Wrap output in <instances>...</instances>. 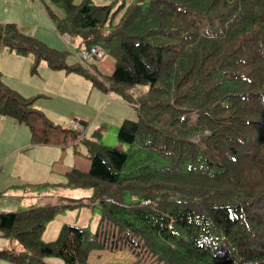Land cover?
Instances as JSON below:
<instances>
[{"label":"trees","instance_id":"1","mask_svg":"<svg viewBox=\"0 0 264 264\" xmlns=\"http://www.w3.org/2000/svg\"><path fill=\"white\" fill-rule=\"evenodd\" d=\"M49 1L42 6L57 35L102 52L90 62L110 55L111 75L14 23L0 24V52L30 57L32 75L45 62L116 94L117 103L107 98L122 111L118 144L100 142L104 127L88 137L51 124L34 107L39 96L8 89L0 72V115L26 125L32 146L82 145L90 167L67 171L66 183L92 188L100 212L95 234L64 225L49 243L47 224L83 199L2 212L1 236L23 250L0 249V259L87 264L93 252L127 249L152 264H264V0Z\"/></svg>","mask_w":264,"mask_h":264},{"label":"rangeland","instance_id":"2","mask_svg":"<svg viewBox=\"0 0 264 264\" xmlns=\"http://www.w3.org/2000/svg\"><path fill=\"white\" fill-rule=\"evenodd\" d=\"M82 0H75V3H80ZM132 0H127L126 4H129ZM37 4L38 9L40 12H42V15L44 16V20H42L40 14H37L34 11V8L32 4ZM33 3L31 2H23V0H0V11H2L4 8L15 10L17 14L22 19V24L24 27H27V29L23 32L26 33L32 37H36L34 34V28L35 27H41L39 33V37H36L38 40L43 42L44 44H49L56 46L55 38L61 43L62 50L65 51L68 50L67 46L71 48V55L69 57V61L75 62L74 54L77 52L84 51L81 48H78V38H70V37H61L55 33L54 26L49 19V17L46 15V12L42 6V3L50 4L49 0H33ZM51 9L55 12V14L58 17H64V11L58 7L50 6ZM123 13H119L115 16L113 20V25H115L120 18L122 17ZM4 16L0 13V23H16V22H5ZM7 21H20V19L15 18L12 15H8ZM10 19V20H9ZM17 24V23H16ZM18 25V24H17ZM16 25V26H17ZM48 26V34H45L46 27ZM18 27V26H17ZM20 28V27H19ZM21 29V28H20ZM108 29V28H106ZM22 30V29H21ZM54 38V41L53 39ZM80 44V43H79ZM51 47V46H50ZM55 49V48H54ZM2 52V51H1ZM0 52V54H1ZM69 55V54H68ZM13 58V56H12ZM27 58V57H26ZM7 59V57H2V61ZM29 59V58H28ZM6 66L8 67V72L11 68H13L12 62L6 60L5 61ZM88 65H93V67L98 69L102 75H109L112 73L114 69V59L108 55L105 54L101 58H93L91 62H89ZM58 72H55L53 77L50 78L48 81L40 75L37 74L31 75L34 80H36L38 85L39 92H34L36 96H39V98L36 99L35 103H37V106L40 105L43 107L46 111L43 110H37L39 111L47 120L50 121L51 124L58 125V126H65L66 128L73 127L77 132L81 131L82 135L91 136V134L98 128L101 127L102 124H97L99 122L107 123L103 125L104 130L101 133L100 142L106 146H115L118 144L117 141V130L118 127L116 126L114 120L115 116L118 117V113L122 112L120 109L117 110L116 106L113 105L111 108L103 112V115H107V121H99L97 120L96 123H94V120L91 118L94 117V114L88 117L90 120H87L84 116H88L86 112H80V107H85L88 103L89 99V91L86 89V84L89 86V88L92 86L91 81L80 74L75 73H66L64 71L55 70ZM21 73H19L17 76H20ZM71 77L73 78V81H66L65 77ZM15 77V76H14ZM3 83L7 86L8 89L14 90L19 95L23 94V89L19 88V83L14 84V81L10 80L9 77L5 74H3ZM31 85L34 87L35 84L31 83ZM147 92V88H137L132 89L130 91V95L135 97L138 95H143ZM108 96L113 98V100L118 99L117 95L114 93H107ZM107 94L104 93L105 99H107ZM22 97H25L21 95ZM36 96H33L35 98ZM78 97V104L74 107H64V101L66 98H73ZM28 98V97H25ZM32 98V97H30ZM44 100V101H43ZM37 106L34 105V107L37 109ZM131 112L133 113L132 119H136L137 115L134 113L133 107L131 108ZM80 115H83L84 119L88 121L89 126L87 127L86 131H82V127L80 126L79 120L77 123L71 124V120L74 119V117H79ZM0 115V125L6 124L8 122L9 117H5ZM97 117V115H96ZM76 119V118H75ZM80 119V118H79ZM125 119V118H124ZM24 125V124H23ZM25 128H28L26 125H24ZM81 134V133H80ZM31 142V139H30ZM31 145V143H30ZM29 146V144H28ZM48 147V146H46ZM68 147V146H67ZM72 147L73 146H69ZM74 148V152H66L63 150L60 152V154H57V163L55 166L60 168L62 164H66V161H73L74 167L71 169H77L81 171H87L90 167L91 161L88 158V153L86 152L85 148L78 144ZM9 149V148H8ZM9 152V150H6L2 155H6ZM35 156V158H34ZM30 153H22L19 155L14 156L13 158H9L10 160L7 162L6 167L3 168V171H0L1 173H5L3 178H0V182H3V185H7L5 188L0 186V213L1 212H13L17 210H25L29 208L30 206H53L57 205L59 203H66L69 202V199H72L70 202H78L82 199L87 203L85 206L77 205L73 206L72 208H66L65 211H61L56 217L50 221L47 226L44 234L42 235V241L45 243H49L52 241H55L59 233L61 231V228L64 225H70L75 226L78 228H81L83 230L88 231L91 235L95 234L97 230L98 225V219L100 218V212L99 207L97 205L94 206L91 202V198L93 197V189L92 188H74L66 183V178L64 172L58 173L56 167H52V163L54 161V157L51 158L48 161L38 160L36 158H41L37 155ZM22 157L21 159H19ZM18 162L19 168L15 169V163ZM67 170V171H69ZM24 171L25 175L28 177H31L30 180L32 183H44V186H41V189H30L27 188L22 189L18 187L17 184H10L11 181H15L12 178V173H20ZM66 171V172H67ZM65 172V173H66ZM64 175V176H63ZM62 176V177H61ZM52 184L59 185L60 187H56V185L51 186ZM35 185V184H32ZM0 249H14V251H21L23 250V247L21 244L13 239L10 238H4L0 234ZM48 258V257H47ZM45 258V259H47ZM53 258H49V261L52 262ZM58 260V264H65L62 260ZM54 264H57L56 262H53ZM2 264H9V263H2ZM87 264H152L150 261L146 260L145 258L139 257L131 253L130 251H127V249L116 251V252H109V251H103V252H93L87 262Z\"/></svg>","mask_w":264,"mask_h":264},{"label":"crops","instance_id":"3","mask_svg":"<svg viewBox=\"0 0 264 264\" xmlns=\"http://www.w3.org/2000/svg\"><path fill=\"white\" fill-rule=\"evenodd\" d=\"M114 1L115 0H92L93 4H95V5H110ZM23 2L33 3V0H23ZM32 6L34 8V11L37 14H40L42 20H44V16L42 15V12L39 11L38 5L33 3ZM0 13L4 16L5 22H16L18 25L16 23L15 24L18 26V28L20 27L22 29L21 30L19 28L22 32H24L27 29V27H24V25L22 24V21H21L22 19L17 14L16 9L11 10V9L4 8L2 11H0ZM8 15H12L15 18L20 19V21H18V22L17 21H7L8 19H6V18ZM0 24H4V23H0ZM45 27H46L45 34H48L49 28L47 25H45ZM40 29H41V27H35L34 28V34L38 38H40L39 33H38L40 31ZM51 39H53V41H54V38H51ZM55 42H56V46L49 45V44H47V45L49 47L51 46L52 48H55V49L61 51L63 47H62L61 43L57 40V38H55ZM12 56H13V58H12ZM2 57H7V59L2 61ZM6 60L12 62L13 66H14L13 68L10 69L9 72L7 71L8 67L5 64ZM31 63H32V60L30 59V57L26 58L24 56H19L15 52L8 51L6 48L3 49L1 54H0V72L2 75V81H3V74L7 75L10 80L14 81V84L19 83V85H16V86H19V88L23 89V91L25 90L23 92V94H21V95L28 97V98L36 96L34 94V92H39L38 90H40L38 88V85H36L37 84L36 80H34V78L31 76L32 75L30 72ZM37 71H38V75L44 77L46 79V81H48L50 78H52L55 72H58V71L50 69L45 62H42L40 64ZM98 72L100 74H102L99 70H98ZM19 73H21V75L17 76ZM109 75H111V74H109ZM66 81H73V78L67 76V77H65V82ZM31 83H34L35 86L33 87L31 85ZM86 89L90 93L88 103L85 107H80L79 111L80 112H86L88 114L87 117L84 116L87 120H90L88 117H90L91 115L94 114V117L91 118L92 120H94V123H96L97 120L106 122L107 117L105 115H103V112L112 107L111 106V104H112L111 100H108V98L105 99L104 92L94 88L93 86H91L89 88V86L86 84ZM107 97H108V94H107ZM119 100L120 99L112 100V101H115V103H117ZM63 103H64V107H74L75 105L78 104V97L66 98ZM34 105L37 106V103H35ZM40 105H42V103ZM40 105L37 106V109L46 111ZM96 115H97V117H96ZM82 116L83 115H80L79 117H74V119L71 120V124L75 123L74 122L75 118L77 119L76 122L78 120L86 121V119H84V117H82ZM9 119L10 120H8V122H6V124L0 125V171L1 172L3 171V168L6 167L7 162L11 158H13L16 155L22 154V153H27V154L30 153V154H33V156L35 154V155L41 157V158H36V159L43 160V158H44L45 161H48L54 157L52 167L53 168L56 167L58 173L64 172V174H65V172L67 170L74 167L73 161L72 162L66 161L65 165L62 164L61 166H59L60 168L55 166V164L57 163V160H56L57 157L56 156L58 153L60 154V152H62L63 150H65L67 153L68 152L73 153L75 150L74 148H72V147L58 148V147L32 146V145H30L31 134H30L29 129L25 128V126L23 124L18 123L15 119L10 118V117H9ZM97 124H102L101 127H103V125H105L107 123L99 122ZM98 128H100V127H98ZM28 144H29V146H28ZM76 148H78V147H76ZM6 150H9V152L6 155H2L4 152H6ZM21 158L22 157H20L19 159H21ZM34 158H35V156H34ZM18 168H19V164H18V162H16L15 163V169L17 170ZM11 174L13 175L12 178L15 181H11L12 183H10V184H17L18 183L19 185L17 186L18 187L17 189H19V188H22V189L27 188L28 190L34 189V188L35 189H41L40 187L44 186V183H40V182L32 183V181H30V180H33V179H31V177L26 176L24 171H22L18 174L11 172ZM4 175H5V173H1L0 178H3ZM0 184L3 185V182H0ZM32 184H35V185H32ZM2 185H0V186H2ZM54 185H56V184H52L51 186H54ZM6 186L7 185H3V187H1V188H5ZM13 212H15V211H13ZM2 263H9V262L3 261L0 259V264H2ZM9 264H12V263H9Z\"/></svg>","mask_w":264,"mask_h":264},{"label":"built area","instance_id":"4","mask_svg":"<svg viewBox=\"0 0 264 264\" xmlns=\"http://www.w3.org/2000/svg\"><path fill=\"white\" fill-rule=\"evenodd\" d=\"M100 51H98V50H96V49H92L90 52H87V51H81L80 52V60L82 61V62H84V63H89L90 62V60H91V58H92V56H94V55H98V54H102V52H100Z\"/></svg>","mask_w":264,"mask_h":264}]
</instances>
